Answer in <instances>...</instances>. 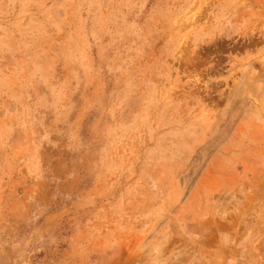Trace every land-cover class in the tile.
Wrapping results in <instances>:
<instances>
[{"label": "rangeland", "instance_id": "rangeland-1", "mask_svg": "<svg viewBox=\"0 0 264 264\" xmlns=\"http://www.w3.org/2000/svg\"><path fill=\"white\" fill-rule=\"evenodd\" d=\"M0 264H264V0H0Z\"/></svg>", "mask_w": 264, "mask_h": 264}]
</instances>
